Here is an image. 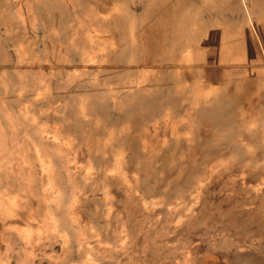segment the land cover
<instances>
[{
    "label": "rangeland",
    "instance_id": "374dc122",
    "mask_svg": "<svg viewBox=\"0 0 264 264\" xmlns=\"http://www.w3.org/2000/svg\"><path fill=\"white\" fill-rule=\"evenodd\" d=\"M186 3L0 0V264H264V114Z\"/></svg>",
    "mask_w": 264,
    "mask_h": 264
},
{
    "label": "crops",
    "instance_id": "0c3cea01",
    "mask_svg": "<svg viewBox=\"0 0 264 264\" xmlns=\"http://www.w3.org/2000/svg\"><path fill=\"white\" fill-rule=\"evenodd\" d=\"M182 15L190 28L178 64L233 74L264 114V0H187Z\"/></svg>",
    "mask_w": 264,
    "mask_h": 264
}]
</instances>
